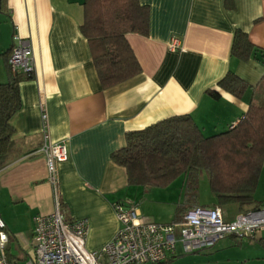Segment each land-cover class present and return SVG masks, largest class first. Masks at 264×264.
Returning <instances> with one entry per match:
<instances>
[{"label":"crops","instance_id":"1","mask_svg":"<svg viewBox=\"0 0 264 264\" xmlns=\"http://www.w3.org/2000/svg\"><path fill=\"white\" fill-rule=\"evenodd\" d=\"M139 2L149 8L148 34L125 37L141 73L106 89L81 33L83 0L0 4V80L6 77L1 54L11 47L15 32L30 41L34 59L31 78L19 84L21 107L10 121L12 147L0 168V215L9 239L12 236L23 251L19 260L32 243L33 217L54 208L45 159L39 153L43 127L53 143L67 148L66 160L57 164L60 204L68 218L87 221L85 248L96 251L119 227L116 202L136 206L146 220L169 223L180 218L176 211L184 199L182 176L166 187L130 185L125 169L111 160V154L125 146L128 132L190 114L206 135H212L235 125L250 102L264 105V65L230 54L236 29L264 48V0ZM174 37L181 40V50L169 48ZM229 71L253 89L240 97L222 90L218 82ZM254 198L264 206V166ZM214 202L213 197L202 206ZM221 212L229 221L240 211ZM257 238L255 243L227 236L194 253H183L177 244L168 264H264V231Z\"/></svg>","mask_w":264,"mask_h":264},{"label":"trees","instance_id":"2","mask_svg":"<svg viewBox=\"0 0 264 264\" xmlns=\"http://www.w3.org/2000/svg\"><path fill=\"white\" fill-rule=\"evenodd\" d=\"M83 9L80 29L89 44L102 88L140 74L141 66L125 35L148 34V6L139 0H83ZM10 51L11 47L1 54L6 77L0 80V168L12 147L10 121L21 107L19 84L32 75L11 72ZM230 54L240 61L254 59L264 65V48L255 45L240 29L234 32ZM261 81L264 82V74ZM218 86L236 97L253 89L232 71L227 72ZM209 95L219 97L215 91H209ZM111 160L125 169L130 185L166 187L182 176L184 199L176 211L179 220L187 209L197 205L202 173L214 197L213 206L234 204L240 212L259 208L254 194L264 166V105L250 102L235 125L212 135H206L190 114L168 117L128 132L125 146L114 151ZM7 253L12 260L8 247ZM172 259L173 256L157 264H168Z\"/></svg>","mask_w":264,"mask_h":264},{"label":"built area","instance_id":"3","mask_svg":"<svg viewBox=\"0 0 264 264\" xmlns=\"http://www.w3.org/2000/svg\"><path fill=\"white\" fill-rule=\"evenodd\" d=\"M169 48L181 50V40L172 38ZM8 64L12 73L31 75L34 70L30 41L16 32L12 36ZM39 153L45 159L54 208L49 214L33 217L31 246L18 261L9 259V235L0 215V264H155L174 255L177 244L183 253H194L226 236L254 239L264 231V206L239 212L226 221L220 207L196 205L187 209L179 221L159 223L143 218L132 204L116 202L114 210L119 227L115 235L101 249L88 251L85 248L87 221L68 218L58 198L57 164L67 158L66 145L53 143L43 127Z\"/></svg>","mask_w":264,"mask_h":264},{"label":"rangeland","instance_id":"4","mask_svg":"<svg viewBox=\"0 0 264 264\" xmlns=\"http://www.w3.org/2000/svg\"><path fill=\"white\" fill-rule=\"evenodd\" d=\"M0 69H2V67H0ZM183 188H184V185H183ZM154 190H156V189H154ZM211 200H213V196H212L210 189H209V186H208L207 177H206L205 173H202L200 178H199L196 203H197V205L202 206V205H205L202 203L209 204ZM192 202H193V200L190 201L189 203H192ZM189 203L184 202V205H187ZM160 206L165 207V205H160ZM221 209L223 211H228L230 213H235L238 211L237 205H234V204L225 205V206L221 207ZM176 235L177 236L179 235V228L176 229ZM251 240L253 242L257 243L256 241H258V238L256 237L254 239H250L249 241H251ZM8 249H9V253L12 257V260H14V261H18L19 258H21L23 256V251L20 249L17 242L15 241V239L12 236H10V239H9ZM184 256H191V255H184ZM155 264H157V263H155ZM174 264H183V263L181 261H178ZM185 264H188V262H186Z\"/></svg>","mask_w":264,"mask_h":264}]
</instances>
